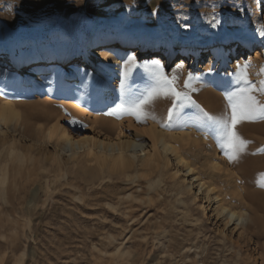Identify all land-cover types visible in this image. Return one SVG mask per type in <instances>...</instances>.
<instances>
[{"label": "rangeland", "instance_id": "374dc122", "mask_svg": "<svg viewBox=\"0 0 264 264\" xmlns=\"http://www.w3.org/2000/svg\"><path fill=\"white\" fill-rule=\"evenodd\" d=\"M262 26L264 0H0V54L9 61L0 65V106L15 104L21 115L9 125L0 122V264H263L264 229L255 236L233 222L225 226L214 214L217 204L196 197L182 172L150 160L151 140L140 131L156 126L183 134L185 139L169 140L178 143L207 184L215 181L226 205L241 208L234 189L241 188L259 199L250 202L264 215V188L258 186L264 183V152L258 151L264 148V121L238 126L251 143L241 160L230 164L214 135L205 139L196 127H184L195 119L194 107L171 129L153 120L138 124L127 115L117 119L101 112L95 102L103 76L89 68L76 70L80 96L62 86L61 73L45 81L44 89L32 90L20 84L23 71L12 69L32 59L79 61L86 42L99 47L147 39L163 45L120 58L125 66L113 82L119 101L108 112L119 114L122 101L147 86L144 65L153 60L150 55H160L167 71L186 57L181 83L193 73L198 79L192 99L219 115L227 109L225 93L236 88L237 60L250 62L253 81L264 78ZM167 44L180 52L168 57ZM211 47L220 49L213 63ZM107 61L115 66L113 58ZM170 103L156 102L158 117ZM121 132L149 144L129 168H114L112 157L99 164L86 149L73 153L61 145L64 133L114 139ZM212 160L221 161V170L209 169Z\"/></svg>", "mask_w": 264, "mask_h": 264}, {"label": "bare ground", "instance_id": "6f19581e", "mask_svg": "<svg viewBox=\"0 0 264 264\" xmlns=\"http://www.w3.org/2000/svg\"><path fill=\"white\" fill-rule=\"evenodd\" d=\"M260 38L261 41H264V36H260L258 39L260 40ZM98 45L99 44H94L92 42H86L84 45H82V52L79 56V61L81 60V62H83L81 63L82 65L74 66L70 64V66L68 67H75L79 69H82V67H86L89 68V70H92L94 73L101 74L103 76V82L98 85V95L95 103L96 106H98V108L102 110L101 112H108L109 106H112L117 101H119V97L116 93L113 82L116 78H119L120 70L125 66V64L120 61V58L126 57L124 55L128 53H132L135 56H143L145 52L157 50L161 48L163 44L160 45L158 42L149 41L147 39H137L131 42L107 41L103 42L101 46L97 47ZM201 46V44H197L196 48L199 49ZM250 46L251 45L249 42H245L243 44V47H246L249 51ZM164 48L168 54V57H171L172 55L180 52L179 47H173L170 44H167ZM209 50V63H213L217 54L220 52V49L219 47H211ZM113 51L115 52V54L113 53ZM118 53L121 56L118 55L117 58L112 57V54L117 55ZM150 56L153 60L161 59L160 55ZM109 58H113V61L110 63L114 64L115 66H112V68L108 66L109 62L107 60ZM62 62L63 59H32L28 66H25L21 69H18V67H13L12 69L18 70V73L20 71H23L24 74L19 77L20 84L32 90L44 89L47 86L45 84V81L50 80L53 77L55 78L61 73L62 77L60 79V83L62 84V86L67 87L76 95L80 96L81 92L76 85L77 82H75L76 79H74V74L70 75L66 72L60 71L61 69H65ZM241 62L242 61L237 60L235 66L237 64H240ZM8 63L9 61L7 60L6 55L3 53L0 54V65H8ZM177 64H182V68H185L186 57L179 59ZM50 71L52 72V74L47 75V73ZM79 77L80 76L78 75V78ZM20 117L21 115L17 110L15 104L6 102L0 106V122L4 123L5 125L16 122ZM140 132L146 135L151 140V145L153 147L154 153L150 155V160L152 158L154 162H161L162 160L166 161L167 164L173 165L177 169V172H182L185 176V180L189 181V188L193 190L196 189V197H202V199L205 200V203H208V206H214L215 204H217L214 208V214H216V216L219 218H223L225 226L233 222V224H236V227H239L240 230H242V233L247 232L248 234H254L255 236L257 234L259 235V232L264 229L263 213H261L263 215L262 216L257 212L259 210H256L257 208L252 206V203H258L259 199L257 201H254L251 198V191V194H249V192L245 193L244 191H242L243 189L241 188L240 191H238V189L235 187L234 189L239 192L237 194L241 202V208L233 209V205L231 207L227 206V202L225 201V199L223 200L220 197L221 194L219 193V191L216 192L217 186H215V181L207 184L206 181H204L200 176L201 174L199 175V172L196 171V168L193 166L192 162H190L180 150V147L177 145L178 143L173 144L169 140V138L178 140L180 138L185 139L183 137V134H168L162 130H158L156 126L147 127ZM61 145L64 150L68 149V151L71 150L73 153H76L78 150L80 151L86 149L89 156H95L96 160H99V164H105L106 157H112L113 159L111 164L114 168L118 169L129 168L133 166L135 162L133 158L137 157L138 151L143 152L149 144H147L146 146V141L141 140L138 137H127L121 132L114 139H111L110 137L100 139V136L96 137L94 134H84L79 135L78 138H73L69 134L64 133L63 144ZM96 150H99V154H96ZM127 152L131 153V155H126ZM220 163L221 161L212 160L211 164L209 165V169H220L222 166ZM213 191H215V193L211 194ZM256 194L258 197V194L260 193ZM257 203H255L256 206L258 205ZM260 211L263 212L262 210ZM262 258L264 260L263 256Z\"/></svg>", "mask_w": 264, "mask_h": 264}, {"label": "snow or ice", "instance_id": "6c2138e0", "mask_svg": "<svg viewBox=\"0 0 264 264\" xmlns=\"http://www.w3.org/2000/svg\"><path fill=\"white\" fill-rule=\"evenodd\" d=\"M259 34L264 36V26L259 30ZM129 61L134 62L135 57H129ZM249 68L250 62L236 65L233 73L236 88L225 93L227 109L219 115H214L192 99L191 93L196 91L193 81L198 79L193 73L188 72L181 83L182 64H177L171 71H167L160 60H152L144 65L147 86L143 90L137 89L132 96L123 100L119 106V114L112 111L104 114L115 115L117 119L127 115L134 118L138 124H147L149 120H153L161 128L171 129L174 121L183 119L186 108L194 107L197 109V115L191 124L185 123L184 127H196L204 134L205 139L210 134L214 135L225 158L230 164H235L241 160L251 143L239 133L238 126L244 122L264 121V78L253 81ZM260 74H264V67L260 69ZM124 75L127 77L129 73L126 71ZM161 99L171 103L165 115L158 117L155 104ZM60 107L63 108V105ZM65 111L67 113V110ZM72 122L75 123V119ZM258 151L264 152V148ZM261 177H264V173H261ZM258 186L264 188V183L258 182Z\"/></svg>", "mask_w": 264, "mask_h": 264}]
</instances>
